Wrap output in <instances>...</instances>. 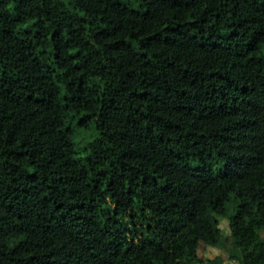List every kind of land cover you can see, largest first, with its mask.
Masks as SVG:
<instances>
[{
	"label": "trees",
	"instance_id": "trees-1",
	"mask_svg": "<svg viewBox=\"0 0 264 264\" xmlns=\"http://www.w3.org/2000/svg\"><path fill=\"white\" fill-rule=\"evenodd\" d=\"M262 230L264 0H0V264H264Z\"/></svg>",
	"mask_w": 264,
	"mask_h": 264
},
{
	"label": "rangeland",
	"instance_id": "rangeland-1",
	"mask_svg": "<svg viewBox=\"0 0 264 264\" xmlns=\"http://www.w3.org/2000/svg\"><path fill=\"white\" fill-rule=\"evenodd\" d=\"M75 136L73 141L75 143V148L77 151H80L83 148H86L92 141H94L96 137V130L94 126H92L88 131H85L79 127H74ZM260 236L264 238V230L260 232ZM198 255L202 262H205L206 258H212L211 254H207L204 252L203 246H199Z\"/></svg>",
	"mask_w": 264,
	"mask_h": 264
},
{
	"label": "built area",
	"instance_id": "built-area-1",
	"mask_svg": "<svg viewBox=\"0 0 264 264\" xmlns=\"http://www.w3.org/2000/svg\"><path fill=\"white\" fill-rule=\"evenodd\" d=\"M222 264H238L235 261H224Z\"/></svg>",
	"mask_w": 264,
	"mask_h": 264
}]
</instances>
